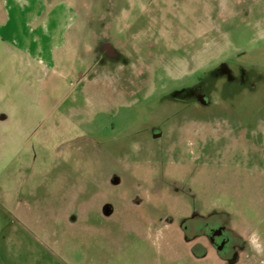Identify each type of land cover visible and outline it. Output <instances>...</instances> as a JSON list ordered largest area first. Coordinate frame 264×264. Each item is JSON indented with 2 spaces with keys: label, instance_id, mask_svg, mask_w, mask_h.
I'll return each mask as SVG.
<instances>
[{
  "label": "rangeland",
  "instance_id": "obj_1",
  "mask_svg": "<svg viewBox=\"0 0 264 264\" xmlns=\"http://www.w3.org/2000/svg\"><path fill=\"white\" fill-rule=\"evenodd\" d=\"M11 2L0 264H264V0Z\"/></svg>",
  "mask_w": 264,
  "mask_h": 264
},
{
  "label": "crops",
  "instance_id": "obj_2",
  "mask_svg": "<svg viewBox=\"0 0 264 264\" xmlns=\"http://www.w3.org/2000/svg\"><path fill=\"white\" fill-rule=\"evenodd\" d=\"M11 1H13V0H0V10L3 8V14H4V18H3L4 20H2V22L0 23V36L3 33H5L6 30L8 31V29H10V25L13 22V17L16 14V10L11 5V3H12ZM32 14H33V19L39 21L40 13L38 14V12L35 11ZM52 14H54V13H52ZM77 26H78V24L76 21H74V22H71V21L63 22L62 25H59L58 27H56L53 30V32H51V35L49 34V31H48L47 27L45 26V23L43 24V26H41L40 29L42 32V36L45 37L46 39H48L49 42L46 43L47 51L41 52V50H40V55H36V58H35V60L37 61V64L42 67L36 71V73L39 76L45 75V73L48 71V70H45L47 68L46 62L49 61V58H48L49 55L51 57V53L48 51L52 50L53 48H56L57 45L60 46V45L67 44V42L65 41V37H67V35H69V33H72V31L74 29H78L79 27H77ZM26 56H28V54H26ZM13 74L16 75L15 73H13ZM8 118H9V116L7 114L0 111V122L5 121Z\"/></svg>",
  "mask_w": 264,
  "mask_h": 264
},
{
  "label": "flooded vegetation",
  "instance_id": "obj_3",
  "mask_svg": "<svg viewBox=\"0 0 264 264\" xmlns=\"http://www.w3.org/2000/svg\"><path fill=\"white\" fill-rule=\"evenodd\" d=\"M101 52L106 56V59H118V60L122 61L123 63L126 62V59H124V57L120 53L119 54L116 53V51H114V49H112L110 51L109 47H101V48L97 47V50H96V55H97L96 61H97V63L100 60V53ZM103 59H104V57L102 58V60ZM222 230L223 229H220V228L212 229V236L216 239L215 244L217 246H219V244L221 245V243L224 242L223 251H225L227 254L229 253V255H226V256H230L231 258H234L236 261L238 259V255H239V251H237V250L239 249L240 242L238 244H233V242H232L233 241L232 239L234 237L233 234H229L227 232L225 233ZM204 232H199V233H197V235L202 234Z\"/></svg>",
  "mask_w": 264,
  "mask_h": 264
}]
</instances>
